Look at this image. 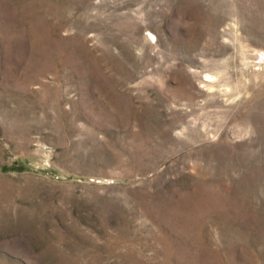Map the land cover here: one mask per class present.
Listing matches in <instances>:
<instances>
[{"label": "rangeland", "instance_id": "obj_1", "mask_svg": "<svg viewBox=\"0 0 264 264\" xmlns=\"http://www.w3.org/2000/svg\"><path fill=\"white\" fill-rule=\"evenodd\" d=\"M0 264H264V0H0Z\"/></svg>", "mask_w": 264, "mask_h": 264}]
</instances>
